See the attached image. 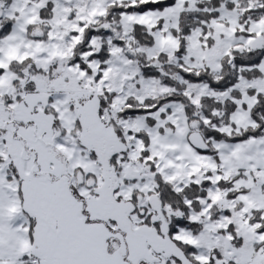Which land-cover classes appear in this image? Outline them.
<instances>
[{"label": "snow or ice", "instance_id": "6c2138e0", "mask_svg": "<svg viewBox=\"0 0 264 264\" xmlns=\"http://www.w3.org/2000/svg\"><path fill=\"white\" fill-rule=\"evenodd\" d=\"M0 264H264V0H0Z\"/></svg>", "mask_w": 264, "mask_h": 264}]
</instances>
